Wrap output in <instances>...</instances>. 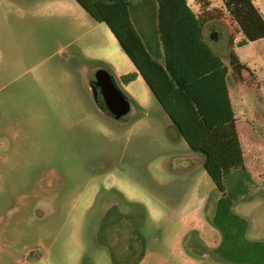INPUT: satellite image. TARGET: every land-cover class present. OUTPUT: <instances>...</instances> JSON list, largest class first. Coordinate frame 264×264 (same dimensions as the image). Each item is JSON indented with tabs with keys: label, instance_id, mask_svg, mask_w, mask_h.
Masks as SVG:
<instances>
[{
	"label": "rangeland",
	"instance_id": "obj_1",
	"mask_svg": "<svg viewBox=\"0 0 264 264\" xmlns=\"http://www.w3.org/2000/svg\"><path fill=\"white\" fill-rule=\"evenodd\" d=\"M215 14L226 53L244 35ZM237 52L246 168L224 196L143 79L122 83L106 24L74 0H0V264H264V40ZM99 69L129 99L121 120L94 97Z\"/></svg>",
	"mask_w": 264,
	"mask_h": 264
},
{
	"label": "trees",
	"instance_id": "obj_2",
	"mask_svg": "<svg viewBox=\"0 0 264 264\" xmlns=\"http://www.w3.org/2000/svg\"><path fill=\"white\" fill-rule=\"evenodd\" d=\"M75 1L108 26L135 66L137 72L122 76V83L143 78L189 149L204 157L207 174L225 196L227 177L246 168L229 88L243 83L245 72L252 76L254 71L237 54L234 35L228 38L227 56L221 58L211 49L204 30L218 20L215 13L225 10L244 35L239 47L264 39V16L253 0H221L223 10L210 9L208 0H197L199 15L187 0H152L158 6L164 64L149 52L132 21L133 0Z\"/></svg>",
	"mask_w": 264,
	"mask_h": 264
},
{
	"label": "crops",
	"instance_id": "obj_3",
	"mask_svg": "<svg viewBox=\"0 0 264 264\" xmlns=\"http://www.w3.org/2000/svg\"><path fill=\"white\" fill-rule=\"evenodd\" d=\"M75 1V0H74ZM211 2V6L210 9H219V10H223V3L221 0H208ZM76 2V1H75ZM77 3V2H76ZM253 3L255 4V6L259 9V11L262 13V15L264 16V0H253ZM187 4L189 6V8L196 14L199 15L202 10H201V6L200 4L197 2V0H187ZM79 5V4H78ZM81 7V6H80ZM82 8V7H81ZM83 9V8H82ZM84 10V9H83ZM157 14H158V6L156 4V2L152 1V0H136L133 2V5L131 7V18L132 21L137 29V31L139 32V34L141 35L147 49L149 50V52L153 55V57L155 59H157L160 63L164 64L165 61V56H164V49H163V45L161 43L159 34H158V26H157ZM209 27V26H208ZM208 27L205 28L204 30V36L206 37V39H208V43L212 48V42L211 41V34L208 31ZM264 40V39H261ZM259 40V41H261ZM258 42V41H256ZM254 43V42H253ZM237 41L235 39V50L237 52ZM154 50V51H153ZM213 52L218 55L221 58H225L227 56V52L224 53V51H222V53L219 55L217 54L214 50ZM157 55V58L155 57V55ZM238 54V52H237ZM126 55V54H125ZM127 56V55H126ZM240 57V56H239ZM129 59V58H128ZM241 59V58H240ZM130 61V59H129ZM242 61V60H241ZM131 62V61H130ZM132 63V62H131ZM244 63V62H243ZM246 64V63H245ZM133 65V63H132ZM248 65V64H247ZM249 66V65H248ZM250 67V66H249ZM133 72H137L135 66L133 65V69H131ZM254 71V70H253ZM132 72V73H133ZM141 76H138L137 79H141ZM143 79V78H142ZM144 81V80H143ZM145 82V81H144ZM147 85V84H146ZM238 85H231L229 88V98L231 101V105L233 108V111L235 113V117H236V126H237V131L239 134V130H238V113H237V109H236V103H235V99H234V95H233V90L236 89ZM149 88V87H148ZM150 90V89H149ZM151 92V91H150ZM152 93V92H151ZM153 95V94H152ZM154 97V96H153ZM155 99V97H154ZM156 100V99H155ZM157 101V100H156ZM158 103V102H157ZM159 104V103H158ZM160 105V104H159ZM161 107V106H160ZM162 108V107H161ZM163 110V109H162ZM164 111V110H163ZM166 114V113H165ZM167 115V114H166ZM168 117V116H167ZM169 119V117H168ZM170 120V119H169ZM171 122V121H170ZM172 126L174 127V125L172 124ZM175 128V127H174ZM176 129V128H175ZM177 130V129H176ZM178 131V130H177ZM179 133V132H178ZM240 137V136H239Z\"/></svg>",
	"mask_w": 264,
	"mask_h": 264
},
{
	"label": "water",
	"instance_id": "obj_4",
	"mask_svg": "<svg viewBox=\"0 0 264 264\" xmlns=\"http://www.w3.org/2000/svg\"><path fill=\"white\" fill-rule=\"evenodd\" d=\"M211 39L217 41V33L211 34ZM99 92L103 97L101 109L108 112L116 120H121L130 111V102L128 97L117 86L112 75L105 69H99L95 74L93 86L94 96Z\"/></svg>",
	"mask_w": 264,
	"mask_h": 264
},
{
	"label": "flooded vegetation",
	"instance_id": "obj_5",
	"mask_svg": "<svg viewBox=\"0 0 264 264\" xmlns=\"http://www.w3.org/2000/svg\"><path fill=\"white\" fill-rule=\"evenodd\" d=\"M93 85H94V83H93ZM94 97L97 99V101H100V103H103V97H102L101 93L99 92V90H98L97 95Z\"/></svg>",
	"mask_w": 264,
	"mask_h": 264
}]
</instances>
